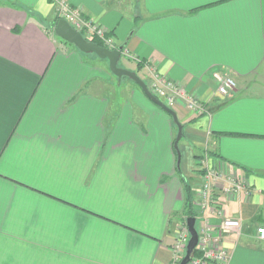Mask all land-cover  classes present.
<instances>
[{
	"label": "crops",
	"instance_id": "obj_1",
	"mask_svg": "<svg viewBox=\"0 0 264 264\" xmlns=\"http://www.w3.org/2000/svg\"><path fill=\"white\" fill-rule=\"evenodd\" d=\"M67 2L124 45L119 66L146 84L157 68L208 110L173 107L177 150L170 113L135 81L109 92V60L55 33L54 0H0V264L173 263L189 189L204 220L205 158L252 191L216 192L242 222L228 264H264V0Z\"/></svg>",
	"mask_w": 264,
	"mask_h": 264
},
{
	"label": "built area",
	"instance_id": "obj_2",
	"mask_svg": "<svg viewBox=\"0 0 264 264\" xmlns=\"http://www.w3.org/2000/svg\"><path fill=\"white\" fill-rule=\"evenodd\" d=\"M56 16L66 19L69 24L77 31L81 32L87 39H97L103 46L110 49L117 48V44L112 35L107 32L106 27L94 19L85 18L80 8L72 7L67 0H58ZM217 84V92L222 96H229L236 88L234 77L224 74L219 70L211 72ZM148 88L157 98L168 107L173 108L180 101L193 111L196 115L206 113L207 104L194 94L189 93L183 86L166 76H162L157 68H151V77ZM205 168L203 182L198 191L195 202L199 206L204 220L198 229V243L195 251L199 254L192 255L187 264H228L230 253L224 243L226 234L237 231L241 228L239 218L230 217L225 214V210L218 206L216 192L221 191L226 195H239L244 193L246 198L252 195V191L245 184L243 178L232 170L210 165L205 158L202 161ZM206 213L217 214L220 217L218 224L209 221ZM258 234L264 238V226L258 227ZM191 234L185 223L176 231L175 242L173 244L174 260L171 264H179L185 256Z\"/></svg>",
	"mask_w": 264,
	"mask_h": 264
},
{
	"label": "water",
	"instance_id": "obj_3",
	"mask_svg": "<svg viewBox=\"0 0 264 264\" xmlns=\"http://www.w3.org/2000/svg\"><path fill=\"white\" fill-rule=\"evenodd\" d=\"M54 30H55V33L59 37H61L62 39H64L65 41L69 43L74 44L83 52H93L103 59H108L109 67L112 73H114L119 78H122L125 75L131 77L143 89L144 93L154 103H156L157 105L162 107L164 110H166L168 113H170L172 117L174 118L176 124L178 125V134L175 140V148L178 150V143L183 136V125L179 121L176 111L173 108L168 107L159 98H157L154 94H152L146 82L139 75H137L135 72L129 69L119 66V60L121 58V51L124 48V45L117 49L111 50L94 41H89L87 38H85V36L81 32L75 30L69 24V22L64 18H60L57 21V23L54 26ZM196 220L197 219L195 216H189L186 219V224L189 228L191 237H190V240L187 246L185 256L182 258L179 264H187L195 252V248L198 243V237H199L198 229L196 227Z\"/></svg>",
	"mask_w": 264,
	"mask_h": 264
},
{
	"label": "rangeland",
	"instance_id": "obj_4",
	"mask_svg": "<svg viewBox=\"0 0 264 264\" xmlns=\"http://www.w3.org/2000/svg\"><path fill=\"white\" fill-rule=\"evenodd\" d=\"M58 0H54V3H55V6H56V8H57V6H58V2H57ZM55 11H57V10H55ZM82 15H83V13H82ZM57 17V16H56ZM60 19V18H59ZM90 19V18H89ZM105 26V25H104ZM106 27V26H105ZM106 29H107V32H109L110 34H111V32H110V30L106 27ZM112 35V34H111ZM112 37H113V35H112ZM114 38V37H113ZM108 48V47H107ZM118 48V47H117ZM117 48H115V49H117ZM110 49V48H109ZM111 50H113V49H111ZM122 53V52H121ZM110 75L112 76V78H111V80H105V82H106V84H107V87L108 88H110L108 91L110 92H113V89L114 88H116L117 86H118V84H120V85H127V84H129V83H131V84H135L134 83V80L131 78V77H129V76H123L122 78V81H118L119 80V78L117 79V77H116V75H114V73H111L110 72ZM148 85V84H147ZM180 86H182V85H180ZM122 91V89H120L119 90V87H118V89H117V92H121ZM179 103H183V102H179ZM184 104V103H183ZM204 114V113H203ZM202 114V115H203ZM218 206H220L219 204H218ZM200 224H201V219L200 218H198L197 220H196V227H197V229H199L200 228ZM199 254V253H198ZM197 254V255H198Z\"/></svg>",
	"mask_w": 264,
	"mask_h": 264
},
{
	"label": "trees",
	"instance_id": "obj_5",
	"mask_svg": "<svg viewBox=\"0 0 264 264\" xmlns=\"http://www.w3.org/2000/svg\"><path fill=\"white\" fill-rule=\"evenodd\" d=\"M59 20V18L58 17H56L55 19H54V25L57 23V21ZM89 41H94V42H96V43H98V44H100V45H103V43L101 42V41H99V40H97V39H95V38H93V39H88ZM187 190H188V188H187ZM193 191L192 190H190L189 189V191H188V193H187V196H186V215H187V217H189V216H195V217H197V212H196V210L192 207L193 206ZM198 254V252L197 251H195V255H197Z\"/></svg>",
	"mask_w": 264,
	"mask_h": 264
}]
</instances>
